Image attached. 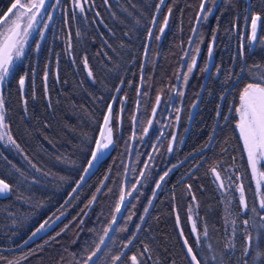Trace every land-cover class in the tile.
<instances>
[{
  "label": "trees",
  "instance_id": "obj_1",
  "mask_svg": "<svg viewBox=\"0 0 264 264\" xmlns=\"http://www.w3.org/2000/svg\"><path fill=\"white\" fill-rule=\"evenodd\" d=\"M3 1L10 0H0V4ZM157 3L159 0H109V7L103 0H94L86 7L87 19L77 13L75 21L70 19L72 9L69 8V22L63 26L61 35L56 34L53 40L45 36L39 51L35 43L28 44L25 56L15 62L13 74L4 82L1 93L6 122L20 149L0 142V179L14 185L11 194L0 197V264H75L73 253L78 256L84 246L98 241L110 223L121 194L142 58ZM249 3L253 5L252 11L264 13V0H216L214 8L212 3L206 4V7L213 8V14L199 22L193 39V47L200 45L202 48L191 89L195 90L203 78L208 45L213 36V68L219 65L221 79L212 81L211 96L203 94V106L196 111L191 135L185 144L191 150L197 149L208 145L212 135L214 138L203 153L194 156L196 160L182 162L162 181L133 244L126 250L132 254L147 245L151 259L146 257L145 264H190L183 243L185 239L205 264H215L209 258L213 254L218 258L222 256L224 264H239L241 259L246 243L242 221L254 214L241 215L238 192L231 191L226 202L222 199L210 168L218 166L223 170L224 166L231 167L234 179L240 174L249 208L254 204L258 208L259 201L253 195L237 129L235 131L229 121L221 124V112L213 131L221 94L241 72V61L233 63L232 59L238 42L234 30L239 32L244 9ZM199 4L200 0H165L156 17L143 68L126 191L134 185L162 126L163 109L150 119L152 125H147L151 102L157 92L163 97L166 81L169 83L165 93L167 99L171 95L170 88L175 83ZM97 12L99 16H96ZM165 17L168 23L159 42L157 34ZM136 20L140 23L136 24ZM258 35L264 38V32ZM249 47H244L248 66L256 63L264 66V44L257 43L252 52ZM85 57L87 68L84 66ZM89 70L92 77L88 76ZM230 70L234 73L231 79L227 75ZM22 75L25 76L23 90L18 83ZM241 76L234 84L237 89L232 94L235 96L249 82L247 72ZM118 87L112 106L114 146L83 184L70 194L89 160L107 105ZM229 92L231 90L227 95ZM207 96L210 98L206 101ZM190 99L186 102L183 117L189 112L193 100ZM226 100L227 96L221 109L228 104ZM125 102L118 134L117 114ZM144 127H149V132L140 139ZM166 141L167 137L163 139V136L158 141L137 188L123 206L108 242V248L113 252L121 251L123 244L134 234L163 169L187 153V150L176 149L173 154H165ZM202 154H205L204 159L195 166ZM29 160L41 171H35ZM93 196L96 197L94 201ZM229 209L232 214L228 218ZM59 213L63 215L49 230L16 248L45 218ZM190 215L197 228L196 236L190 230ZM226 217L228 221H235L234 238L233 225L226 223ZM251 223L250 220L248 231L255 236ZM205 228L207 237L203 235ZM228 243L234 245L231 258L224 255ZM208 245L212 246L211 250ZM261 246L264 247V239Z\"/></svg>",
  "mask_w": 264,
  "mask_h": 264
},
{
  "label": "snow or ice",
  "instance_id": "obj_2",
  "mask_svg": "<svg viewBox=\"0 0 264 264\" xmlns=\"http://www.w3.org/2000/svg\"><path fill=\"white\" fill-rule=\"evenodd\" d=\"M94 0H70V4L72 6L71 17L72 21H75L77 18V13L80 14L85 20L86 16V7L93 3ZM105 5H109V0H103ZM61 3V0H55V2L51 5L48 4V0H14L11 2V6L8 7L6 12L0 13V85H3L7 78L13 74V69L15 67V62L20 60L25 56V48L28 45L29 38L32 36L33 32L37 31V25L40 24L42 19L52 20V14L48 11V8L51 7L55 10ZM212 3L213 8L216 6V0H200L199 4V14L197 15V21L206 20L209 15L213 14V8L206 7V4ZM165 4V0H159V3L155 5V10L157 13L161 11V6ZM109 7H111L109 5ZM135 7V5H133ZM253 5L251 3L244 9L245 15L243 17L245 21V30L244 33L239 36L241 41L237 52L232 57L233 62L235 63L237 60L241 61V73H248L249 82L245 83L242 89L238 93V106L234 109L232 107L229 108V111H234L238 116V119L235 123V128L239 131V139L243 142V149L247 154V162L248 166L251 169V174L254 179H256V191L259 195V203L258 208L254 204L251 208H249L245 190L242 183H236V181L240 180L239 176L235 177V180L232 176H226L224 178L221 177L220 171L217 170L218 166H214L210 169V171L215 176V181L219 182V188L224 190L225 192L238 191L239 192V205H240V213L247 217L249 212L253 213L252 217H248L243 219L242 224L243 235L245 238V245L242 249L241 259L239 264H250V261L253 264H264V247L261 246V240L264 239V193H261V185L264 184V171H260L258 169V165L264 166V66L259 63L253 64L251 67L248 66L245 61V52H244V41L247 39L249 42V52H252L257 43L264 44V38L258 35L259 32H264V13L252 11ZM90 10V9H89ZM127 11V10H125ZM172 9L169 8L168 12L171 13ZM67 12V10H66ZM100 13L97 12L96 16H99ZM113 15H115L113 13ZM131 15V13H129ZM65 23L69 22V17L65 15L64 17ZM102 22V21H101ZM136 24H139V20L135 21ZM157 23L156 18H152V24L155 25ZM168 19L165 17L164 24L167 25ZM43 27L48 28V24L44 23ZM161 32L164 31L163 28L160 29ZM195 32V29H193ZM40 40H43L44 33L40 31L38 33ZM128 35V33H125ZM153 35L152 30L148 29V36L151 38ZM159 38V37H157ZM215 37L213 38V40ZM191 43V41H190ZM40 43L37 41L35 43L36 50L39 51ZM71 49V42L69 40V50ZM197 51H199L197 49ZM213 54L212 46H209L208 55L209 60H211ZM196 65L195 58L192 59L191 64L186 65L187 73H192L194 67ZM84 66L88 67L87 57L84 58ZM205 72L209 71L206 66L204 69ZM221 69L220 67H216V74L219 75ZM259 73V75H257ZM188 74H184L183 76H178V79H182L184 82H187L189 79ZM91 70L88 71V76L92 77ZM228 78L231 79L234 73L230 70L228 72ZM242 78L237 77V82ZM143 80V76H141ZM47 80V72H45V81ZM19 87L23 90L25 85V76L19 77ZM227 83V80L224 82ZM235 87V85H233ZM119 91V89H117ZM227 91V89H225ZM45 92L47 93V86L45 85ZM139 94V90H138ZM178 95L182 96V92H178ZM223 93L221 94V99H223ZM157 105L160 103V97L157 96ZM26 103V102H25ZM195 108L196 105L193 104ZM108 113L103 117V125L100 128L99 138L94 140V148L91 151V159L88 161V168H85L83 171L85 174H88L89 169L95 167V162L99 161L103 156L106 149L113 143L112 140V132L113 129L111 127L113 113L112 106L107 105ZM155 108L153 109V116H155ZM217 115L220 113L217 111ZM224 119H228V117H224ZM149 127L152 125V120L148 121ZM149 127H144L142 129V135L140 139H143V136L147 135L149 132ZM133 136H135V132H133ZM175 136L172 137V141L175 142ZM211 140V138H210ZM0 142L5 144L13 145L16 149H20V145L16 142L13 136L10 133L9 126L5 119V104L3 96L0 95ZM206 146V145H205ZM155 148V145L152 146ZM168 151H173L171 145L168 148ZM152 157L149 156V159ZM27 159V157H25ZM30 166L35 171H41V169L37 168L35 164L28 161ZM147 166V165H146ZM175 167V166H174ZM20 172L19 169L16 170ZM168 171H165L162 176H160V181H164L165 177L168 176ZM23 176V173H20ZM143 175V173H141ZM84 177H80V181H83ZM225 180H227V187L225 185ZM80 185L78 184L77 187ZM160 183H156V188H160ZM191 186L189 185V190ZM76 189H73L75 191ZM14 191V185L6 182L5 179H0V197H6ZM100 189H97L99 192ZM131 191L125 193L123 190L119 196V203L115 206L114 212L121 213V207L125 204L126 196H131ZM156 193L153 192V197H155ZM19 198V197H18ZM93 201L96 199L93 196ZM195 200V196L192 197ZM151 204V201H149ZM145 213H147L148 209L145 208ZM228 216H231L230 209L227 210ZM191 219V217H189ZM131 220V216L128 217ZM143 220V217L140 218ZM226 223L230 222L233 225L232 236L233 238L236 236V228L235 221H228L227 217L225 218ZM251 220V227L255 229L256 235L253 236L248 231V226ZM177 222H179V216H177ZM49 224L48 221L42 223L34 232H32L31 236H29V240L34 238L38 233L45 229V225ZM117 224V216L114 214L111 218L110 223H108L107 227L103 229V234L99 236L98 241H92L91 245H86L82 249V251L78 254L73 253V258L75 259V264H145V258L151 259V256L148 255L150 249L147 245L143 247V250H137L136 252L129 254L128 251H117L113 252L111 248H108V242L110 241V232L114 230V225ZM121 231H126V229H120ZM136 230H140V225H136ZM192 232L196 233L197 228L195 223L192 227ZM59 235V233H57ZM183 235V232H181ZM203 235L207 237L208 232L207 228L204 229ZM127 239V238H126ZM132 239H127V242L123 244L124 249H129L130 245L133 244ZM197 246L200 245V238L197 236L196 238ZM27 243V241H25ZM184 246L187 250V255L190 258V264H205V261L198 258V254L193 251L192 246L189 245L187 239L183 241ZM233 244L228 243L225 244V252L224 255H227L231 258ZM209 250H211L212 246L208 245ZM210 260L215 262V264H224L223 257H217V255H210ZM207 259V258H206ZM8 264H12V262H8Z\"/></svg>",
  "mask_w": 264,
  "mask_h": 264
},
{
  "label": "flooded vegetation",
  "instance_id": "obj_3",
  "mask_svg": "<svg viewBox=\"0 0 264 264\" xmlns=\"http://www.w3.org/2000/svg\"><path fill=\"white\" fill-rule=\"evenodd\" d=\"M11 2H14V0H10L9 2L3 1L1 3L2 5L0 4V13L6 12L8 7L11 6ZM54 2H55V0H48V4L49 5L53 4ZM69 8L72 9V6L70 4V0H61L60 5L55 10H53L51 7H49L48 11L52 14V17H53L52 20L49 21L46 18L42 19L40 24L37 25V31L33 32L31 38H29L28 44H33V43H36L37 41L40 43V42L43 41V40H40V37L38 35V33L40 31H43L44 37L45 36H49V39L54 38V36L56 34H58V36H60L62 31H63V26L66 27V23H65L64 17H65V15H67ZM66 10H67V12H66ZM163 21H164V18H163ZM44 23L48 24V28L45 29L43 27ZM166 26L167 25H165L164 28H163V26L161 25V27H160V29L161 28L164 29L163 34L165 32ZM160 29L158 31L159 33L161 32ZM244 30H245V21L243 20L239 32L237 30H234L235 38H238V42L235 43L234 55L237 52L238 47H239V45L241 43V41L239 39V36L244 33ZM247 45L250 46L249 42L247 41V39H245L244 47H247ZM27 46H26V48H27ZM201 48H202V46H200V45H196V47H193V42H192V45H191V47L189 49V52H188L187 61H186L185 65H184V68H183L181 76H183L184 74H188L187 73V69H186V65L187 64H191L193 58H195V60H196V65L198 64L199 56L201 54ZM197 49L199 51H197ZM144 52H145V54H147V50L146 49L144 50ZM145 59H146V55L144 56V54H143V58H142L143 68H144V64H145ZM214 62H215V58H213L212 66H211V68H210V70L208 72L207 79H206V81H205V83L203 85V88H202L201 92H200L198 103H197V107H196V111H197V109H199V106L201 108L203 106V100H202L203 99V94H207L208 93L207 95L211 96L209 88L211 87L212 81L214 82V81H217V80L221 79V77H219L216 74V67H215V69L213 68ZM142 64H141V66H142ZM196 65H195V67H196ZM195 67H194V69H195ZM217 67H219V65ZM194 69H193L192 73L188 74L189 79L187 80V82H184L182 79H179V83L175 87L176 81H177V77H176L175 83L172 85L171 88L169 87L170 90H171V95H170L169 99H167V97L165 95V93L167 92V88L169 86V83L166 81V83L163 84V97H162L161 92H157V94L155 95V97L152 99V102H151V107H150L151 111L154 108H155L156 112L157 111H162V109H163V123H162L163 124V133L161 134L160 138L162 136H163V139L167 137L165 154H173L176 149H178L179 151L183 150V152H185L187 150V153L184 154L180 159L174 161L170 165L167 164V166L163 169V174H164L165 171H167L169 169H171V171H172L175 167H177L179 164H181L184 161H193L194 159L196 160V157H194V156H196L197 154L203 153L204 150L207 148V146H209L211 144L212 139L214 138L213 135H212L211 140L208 139V141H207L209 143L208 145L205 146V144H204L203 146H201V147H199L197 149H192L191 150V148H189V146L185 144V142L187 141V139L191 135V129H192L193 121H194L193 119H194V117H195V115L197 113L195 111L194 116L191 118L190 121H188V119H189L188 118V114L189 113L187 114L186 117H183V113L186 111L185 105H186V102H187V100L189 98L193 99L191 104H190V106L193 104V102L195 101V99L197 98V96L199 94L200 85H201V82L203 80V78H202L199 86L195 90L191 89V85L195 81V78L193 77ZM211 70H213L212 73L214 75L212 74V76L208 79V76H209V73H210ZM204 73H205V71H204ZM241 75H242V73L240 72L237 77H240ZM203 77H204V75H203ZM236 82H237V78L234 79L233 83L230 82L228 84V86L225 88V89H227V91H225V89H224L223 92H222L224 97L227 96L226 102H228V104H226L223 107V109H221L222 108V102H223L224 98L221 99V97H220V101H219V104H218V107H217V111H219L220 114L222 112L221 124L224 125V124H226L229 121L230 125H232V123H233V125H234L233 127L234 128H235V123H236V120L238 119V116L236 115V113L234 111L230 112L229 108L232 107L234 109L236 106H238V95L235 96V95L232 94V92L236 91V89H237L236 86L235 87L233 86ZM138 83H139V81H138ZM2 89H3V85H0V95L2 93ZM141 90H142V83L140 85L139 99H140V96H141ZM205 90H207V91L205 92ZM229 90H231V92H229V94L227 95V92ZM178 92H182L183 95L182 96L178 95L177 94ZM157 96L160 97L159 105H157V102H156L157 101ZM232 96H234L235 98L232 97ZM209 98L210 97L207 96V99H205V100L207 101ZM162 102H163V107H162ZM125 104H126V102L123 104V106H125ZM156 112H155V114H156ZM149 116H150V114H149ZM234 116H236V120H233ZM224 117H228V119L226 120V119H224ZM218 121H220V115L219 116L216 115V119H215V123H214L215 127L213 128V131L216 130V126L218 124ZM235 131H236V128H235ZM113 136H114V134H113ZM173 136H175V138H176L175 142L172 141V137ZM237 136H238L240 148H241V150H243L242 142L239 139V135L237 134ZM158 141L156 143V146L158 144ZM170 145L173 148V151H171V152L168 151V148H169ZM156 146H155V148H156ZM151 148H152V146L150 147V149ZM155 148L153 149V152H154ZM243 154H244V152H243ZM204 157H205V154H202V156L199 158V160L195 161V166L197 164H199L201 162V160L204 159ZM179 161H181V162L176 165V163L179 162ZM174 164H175V167L173 166ZM171 166H173V167L171 168ZM212 167H214V166H211V168ZM259 168H260V171H264V166L259 165ZM217 170L220 171V174H221L222 178H224L226 176H232L233 179H234V171H233V169L231 167L227 168L226 166H224L223 170L221 168L217 167ZM171 171H169V174L171 173ZM211 175H212L213 182H215V186L219 190V193H220L222 199L226 200L227 197L231 194V192H225L224 190H221L219 188V186H218L219 182L215 181V178L213 177L214 174L212 172H211ZM238 176H240V174H238ZM249 179H250V184H251V186L253 188V195H255V197L258 198V194H257L256 188H255L254 182L251 179V174L249 176ZM227 183H228L227 180H225L226 187H227ZM236 183H242V181L239 180V181H236ZM233 192L237 193L238 191H233ZM262 192H264V185L263 184L261 185V193ZM245 195H246V190H245ZM246 198H247V195H246ZM228 218H229V216H228Z\"/></svg>",
  "mask_w": 264,
  "mask_h": 264
},
{
  "label": "water",
  "instance_id": "obj_4",
  "mask_svg": "<svg viewBox=\"0 0 264 264\" xmlns=\"http://www.w3.org/2000/svg\"><path fill=\"white\" fill-rule=\"evenodd\" d=\"M247 1H248V0H247ZM198 14H199V8H198V11H197V14H196L195 20H194V24H193V27H192V30H191L190 36H189V38H188V42H187L186 49H185V52H184L183 57H182V62H181V64H180V67H179V70H178V75H177V77H178V76H181V74H182L183 67H184L185 62H186V58H187V54H188V50H189V47H190V45H191L190 41L192 42V40H193V38H194V36H195V33H196V31H197V28H198V24H199V22L197 21V15H198ZM156 15H157V12H155L154 17H156ZM152 27H153V24H152V26H151V28H150L151 30H152ZM193 29H195V32L193 31ZM213 38H214V36L212 37V39H211V41H210V43H209V46H210V45L212 46V50H213V43H214ZM148 40H149V36H148ZM148 40H147V43H146V47H147V44H148ZM145 49H146V48H145ZM208 49H209V48H208ZM144 56H145V52H144ZM212 62H213V55H212L211 60H209V55L207 54L206 66L208 67L209 70H210V68H211V66H212ZM208 72H209V71H207V72L204 73V77H203V80H202V82H201L200 89H199V94H198L197 98L195 99V101L193 102V104H195L196 107H197V103H198V99H199L200 92H201V90H202V88H203V85H204L206 79H207ZM142 74H143V64H142V68H141V72H140V78H139V85H138V90H139V91H140L141 76H142ZM178 83H179V79L177 78V81H176V85H175V87L178 85ZM117 89H119V87H118ZM117 89H116V92H115V94H114L112 100H113V99L115 98V96L117 95ZM139 93H140V92H139ZM138 98H139V94L137 93V103H136V108H135L134 118H133V129H132V135H131V140H130L129 152H128V157H127L125 176H124L123 185H122V190H123L125 193H126V183H127V177H128V171H129L130 159H131V154H132V149H133V141H134L133 132H135V123H136V117H137ZM112 100H111V101H112ZM193 104L191 105V108H190L189 117H188L189 119H188V121L191 120V118L193 117V115H194V113H195V111H196V107L194 108V107H193ZM107 113H108V109H107L105 115H106ZM118 120H120V114H119V119H118ZM102 125H103V122H102V124H101V127H102ZM237 131H238V129H237ZM162 133H163V126H162V128H161V130H160V132H159V134H158V137H157L156 140L154 141L153 145L156 146V143H157V141H158V139L160 138V136H161ZM238 134H239V131H238ZM99 135H100V132H99ZM99 135H98L97 138H99ZM242 143H243V142H242ZM113 144H114V142L109 146L108 149L105 150V152H104L103 156L101 157V159H100L99 161H96V162H95V167L89 169L88 174H85V172L82 171V173H81V175L79 176L78 180L75 182L74 186L72 187V189H71V191H70V194L74 192L73 189H76V190H77V189L83 184V182L88 178V176H89V175L95 170V168L98 166L99 162H100V161H101V160H102V159H103V158L109 153V151H110L111 148L113 147ZM153 145H152V146H153ZM93 148H94V146H93ZM93 148H92V150H93ZM153 149H154L153 147L150 149V151H149V153H148V155H147V158H146V160H145V162H144V164H143V167H142V169H141L140 175L138 176V178H137L136 182L134 183L133 187L129 190V191H131V193H133V191H134V190L136 189V187L138 186V184H139V182H140V180H141V178H142L141 173H144V171H145V169H146V167H147L146 165L149 163V160H150V159H149V156L152 155ZM243 150H244V149H243ZM244 154H245L246 163H247V166H248V162H247V154H246L245 151H244ZM90 159H91V155H90V157H89V160H90ZM89 160H88V161H89ZM181 161H182V160H181ZM181 161L177 162L176 165H177L178 163H180ZM173 166H175V164H174ZM173 166H171V168H172ZM85 168H88V162L86 163L84 169H85ZM84 169H83V170H84ZM248 170H249V172L251 173V169L249 168V166H248ZM167 171H168V170H167ZM251 175H252V174H251ZM81 176L84 177V180H83V181H80V177H81ZM252 178H253V177H252ZM253 179H254V178H253ZM254 180H255V183H256V179H254ZM158 182L161 184L160 178H159ZM78 184L80 185L79 187H77ZM100 187H101V186H100ZM99 189H100V188H99ZM158 189H159V188H156V186H155V188H154L155 193H157ZM122 190H121V191H122ZM154 191H153V192H154ZM128 198H129V196H126V200H125V202L127 201ZM153 200H154V197H153V193H152L151 198H150L151 204L148 203V205H147V207H146V208L148 209V211H149V209H150V207H151V205H152V203H153ZM118 203H119V202H118ZM123 206H124V205H122V207H121V211H122V209H123ZM148 211H147V213H148ZM147 213L144 212V214H143V216H142V217H143V220H141L140 223L138 224V225H140V227L142 226V223H143V221H144V219H145ZM114 214L117 216V220H118L120 213L117 214V213L114 212ZM114 214H113V215H114ZM61 216H62V214H59V215L55 216L54 218H52V219L49 221V224L45 225V229L42 230L40 233H38V234H37L34 238H32L31 240L35 239V238L38 237L39 235H41V234H43L44 232H46L50 227H52V225H54V224H55V223L61 218ZM47 220H48V218H47L45 221H47ZM45 221H43L42 223H44ZM110 221H111V220H110ZM42 223H40L36 228H38ZM114 226H115V225H114ZM114 226H113V227H114ZM36 228H34V229H33V230L27 235V237H26L22 242H20V243L16 246V248L24 246V245L26 244L25 241H27V243L30 242L31 240H29L28 238H29V236H31L32 232H34V231L36 230ZM137 233H138V231L135 230L134 234L132 235V237H131L130 239H132L133 236H136ZM110 234H111V232H110ZM110 234H109V235H110ZM181 237H182V236H181ZM126 250H127V249H124V248H123L121 251H126Z\"/></svg>",
  "mask_w": 264,
  "mask_h": 264
},
{
  "label": "rangeland",
  "instance_id": "obj_5",
  "mask_svg": "<svg viewBox=\"0 0 264 264\" xmlns=\"http://www.w3.org/2000/svg\"><path fill=\"white\" fill-rule=\"evenodd\" d=\"M163 22H164V21H163ZM161 35H162V33H159V32H158L157 37H159V38H157V40H159L160 37L162 38ZM160 40H161V39H160ZM160 40H159V41H160ZM148 46H149V45H148ZM112 120H113V119H112ZM111 127H112V129H114V128H113V125H111ZM112 133L115 134L114 130H113ZM113 134H112V135H113ZM213 177L215 178V176H213ZM127 179H128V178H127ZM216 182H217V181H216ZM263 185H264V184H263ZM224 200H225V199H224ZM225 202H226V200H225ZM59 214H62V213H59ZM59 214H58V215H59Z\"/></svg>",
  "mask_w": 264,
  "mask_h": 264
}]
</instances>
